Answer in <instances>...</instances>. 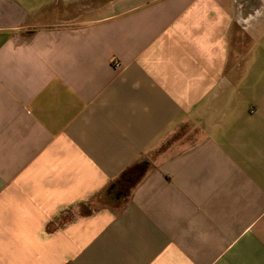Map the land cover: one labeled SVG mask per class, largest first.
<instances>
[{"label": "crops", "instance_id": "0c3cea01", "mask_svg": "<svg viewBox=\"0 0 264 264\" xmlns=\"http://www.w3.org/2000/svg\"><path fill=\"white\" fill-rule=\"evenodd\" d=\"M0 264H264V0H0Z\"/></svg>", "mask_w": 264, "mask_h": 264}, {"label": "trees", "instance_id": "16d2710c", "mask_svg": "<svg viewBox=\"0 0 264 264\" xmlns=\"http://www.w3.org/2000/svg\"><path fill=\"white\" fill-rule=\"evenodd\" d=\"M147 158H139L127 166L109 185L103 190L100 197L101 201L109 204L122 202L131 192L132 188L144 175L149 167Z\"/></svg>", "mask_w": 264, "mask_h": 264}, {"label": "rangeland", "instance_id": "374dc122", "mask_svg": "<svg viewBox=\"0 0 264 264\" xmlns=\"http://www.w3.org/2000/svg\"><path fill=\"white\" fill-rule=\"evenodd\" d=\"M190 127H191L190 129H195V126H190ZM185 128H186L185 125L177 126V128L175 129V131H174L171 135L165 137V138L163 139V141L161 142V144L157 147L156 152H155V153H152V154H153L154 156H155V155H158V154H157L158 151H159L160 149H161V150L164 149L166 146L169 145V143H170L171 141H173L174 139L178 138L179 135L181 134V131L183 132V130H185ZM188 128H189V127H188ZM101 203H102L101 201L99 202V200H97L96 198H93V200L90 202L89 205H90L92 208H95V207H99V205H100Z\"/></svg>", "mask_w": 264, "mask_h": 264}]
</instances>
